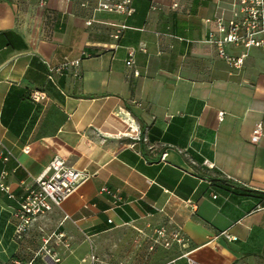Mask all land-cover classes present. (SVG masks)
<instances>
[{"label": "crops", "instance_id": "0c3cea01", "mask_svg": "<svg viewBox=\"0 0 264 264\" xmlns=\"http://www.w3.org/2000/svg\"><path fill=\"white\" fill-rule=\"evenodd\" d=\"M84 1L0 0V264L8 250L39 264L46 248L52 264H264V53L234 68L205 40L230 0H131L130 15ZM57 153L85 179L15 239L14 211ZM162 224L184 242L150 250L137 229Z\"/></svg>", "mask_w": 264, "mask_h": 264}, {"label": "built area", "instance_id": "2783aa9c", "mask_svg": "<svg viewBox=\"0 0 264 264\" xmlns=\"http://www.w3.org/2000/svg\"><path fill=\"white\" fill-rule=\"evenodd\" d=\"M87 0L84 1V4ZM233 6V16L226 19L223 16L207 18L206 22L213 26L207 33L206 41L216 46L217 53L228 65L234 68H240L243 65L246 51L250 48L260 49L264 53V0H230ZM41 6L45 5V0H39ZM94 10L130 15L134 11L131 0H97ZM94 20L88 18L86 24L90 25ZM115 30L111 33L114 39H118L122 31L127 27L124 23L115 25ZM233 44L241 46L244 51L239 55L230 54L226 51L225 46ZM140 50H144L142 46ZM135 49L128 47L126 64L134 68V73L138 74L135 67L134 58ZM79 59L64 61L56 67H50L51 71L61 72L71 66H77ZM32 101L39 102L46 98V92L39 88H33L29 92ZM221 115V113H220ZM262 135V123L257 121L254 124L250 140L257 142ZM9 153L0 150V159L7 160ZM84 173L68 164L62 154H55L52 159L43 167L42 171L34 177L33 184L27 188L21 198L18 207L14 211L15 228L14 237L22 239L28 232L32 224L39 216L45 215L53 207H59L62 202L74 193L80 183L85 179ZM5 173L3 172L0 179V190L12 196L8 185L3 181ZM101 191L111 193L107 187H102ZM117 199L119 197L113 193ZM148 231L137 229L138 238L148 239L151 250L157 245L164 247L171 246L175 243H183L184 238L180 227H169L166 224L152 226L148 225ZM228 239H235L226 231H221ZM62 236V233H59ZM48 239L46 240V242ZM47 257H40L39 264L58 263L61 260L59 254L51 249L45 251ZM186 257L187 264H205L197 261L189 253H183ZM92 263L95 262L94 254L90 255ZM18 264V262H16ZM26 264H35V259H30Z\"/></svg>", "mask_w": 264, "mask_h": 264}, {"label": "rangeland", "instance_id": "374dc122", "mask_svg": "<svg viewBox=\"0 0 264 264\" xmlns=\"http://www.w3.org/2000/svg\"><path fill=\"white\" fill-rule=\"evenodd\" d=\"M15 239H16V238H15ZM18 240H19V239H18ZM4 255H5V257H4L5 261H4V262L1 261L2 264H12V263H11V259L16 257V254L12 253V251L9 252V250H8L6 253H4ZM16 258H17V257H16ZM19 262H20V261H19ZM18 264H20V263H18ZM21 264H22V263H21Z\"/></svg>", "mask_w": 264, "mask_h": 264}, {"label": "trees", "instance_id": "16d2710c", "mask_svg": "<svg viewBox=\"0 0 264 264\" xmlns=\"http://www.w3.org/2000/svg\"><path fill=\"white\" fill-rule=\"evenodd\" d=\"M29 93V92H28Z\"/></svg>", "mask_w": 264, "mask_h": 264}]
</instances>
